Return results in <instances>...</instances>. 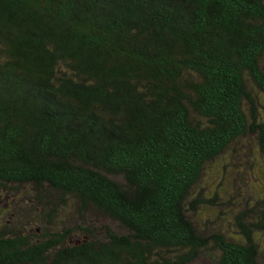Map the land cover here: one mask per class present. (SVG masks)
Returning a JSON list of instances; mask_svg holds the SVG:
<instances>
[{
  "label": "trees",
  "instance_id": "1",
  "mask_svg": "<svg viewBox=\"0 0 264 264\" xmlns=\"http://www.w3.org/2000/svg\"><path fill=\"white\" fill-rule=\"evenodd\" d=\"M246 148L264 162V0H0V190L41 209L0 222V264H263L264 199L234 234L196 222Z\"/></svg>",
  "mask_w": 264,
  "mask_h": 264
},
{
  "label": "rangeland",
  "instance_id": "2",
  "mask_svg": "<svg viewBox=\"0 0 264 264\" xmlns=\"http://www.w3.org/2000/svg\"><path fill=\"white\" fill-rule=\"evenodd\" d=\"M253 151V148L243 149L245 156L249 159L243 163L244 166L241 169L239 168L240 166L227 167L223 169L221 176L220 174L215 175L219 169L221 170V166H218L215 170L213 167L214 165L216 167V164H212L206 170L203 181L205 185H208L209 190L205 188V192L208 196L214 193L217 194V198H214L215 205L212 207L214 210L208 213H205V211L200 212L196 216V222L206 234H211L215 231L234 234L237 230L234 223V216L237 211L244 208L246 203L250 204L264 199V162L259 156L256 159H252L254 157ZM27 195L25 188L23 192L0 190V222L4 223L7 217L11 218L10 210L11 208L15 209L17 206L16 212L13 213L15 215L14 225L17 224L18 227L25 226L22 228L24 230L28 228L27 223L29 221L34 224L36 213L41 211V209L40 206L36 205V202L30 201ZM11 202L14 204L10 205ZM34 211L36 212L34 213ZM3 218L5 219L1 220ZM72 223H74L73 220L67 219L63 222L59 221L61 226ZM257 237L259 258L264 264V232L258 234ZM215 254L214 252L207 253L188 264H218L217 260H215Z\"/></svg>",
  "mask_w": 264,
  "mask_h": 264
}]
</instances>
